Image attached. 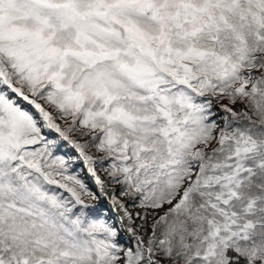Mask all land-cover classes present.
<instances>
[{"label": "snow or ice", "instance_id": "6c2138e0", "mask_svg": "<svg viewBox=\"0 0 264 264\" xmlns=\"http://www.w3.org/2000/svg\"><path fill=\"white\" fill-rule=\"evenodd\" d=\"M0 264H264V0H0Z\"/></svg>", "mask_w": 264, "mask_h": 264}]
</instances>
